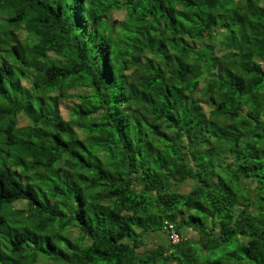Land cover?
Returning <instances> with one entry per match:
<instances>
[{"label": "trees", "instance_id": "obj_1", "mask_svg": "<svg viewBox=\"0 0 264 264\" xmlns=\"http://www.w3.org/2000/svg\"><path fill=\"white\" fill-rule=\"evenodd\" d=\"M0 264H264V0H0Z\"/></svg>", "mask_w": 264, "mask_h": 264}, {"label": "built area", "instance_id": "obj_2", "mask_svg": "<svg viewBox=\"0 0 264 264\" xmlns=\"http://www.w3.org/2000/svg\"><path fill=\"white\" fill-rule=\"evenodd\" d=\"M170 231V240L173 244H178L180 242V238L175 232L174 228L172 226H169Z\"/></svg>", "mask_w": 264, "mask_h": 264}, {"label": "rangeland", "instance_id": "obj_3", "mask_svg": "<svg viewBox=\"0 0 264 264\" xmlns=\"http://www.w3.org/2000/svg\"><path fill=\"white\" fill-rule=\"evenodd\" d=\"M63 108H66V107H63ZM19 124H20V126H26L27 125V121L24 120V119H21V120H19ZM194 235H196V234H194Z\"/></svg>", "mask_w": 264, "mask_h": 264}]
</instances>
